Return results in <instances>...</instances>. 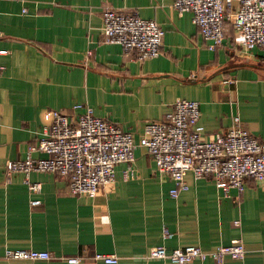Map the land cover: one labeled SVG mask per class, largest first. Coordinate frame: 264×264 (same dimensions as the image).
I'll return each instance as SVG.
<instances>
[{"label":"crops","instance_id":"0c3cea01","mask_svg":"<svg viewBox=\"0 0 264 264\" xmlns=\"http://www.w3.org/2000/svg\"><path fill=\"white\" fill-rule=\"evenodd\" d=\"M174 2L0 0V264H67L61 259L68 256L106 264L94 260L96 253L116 255L117 264H174L141 256L157 246L210 251L236 241L247 250L243 258L188 264H264V182L247 178L242 191L225 190L211 175H189L188 188L173 198V182L139 145L135 160L118 164L114 182L94 198L72 195L56 173H30L42 184L38 194L29 192L24 174L6 173L8 161L24 160L38 145L47 110L77 117L84 111L77 105L132 133L136 144L145 125L163 120L177 99L199 103L207 141L235 117L264 141V49L235 45L230 21L225 44L211 49L192 15L178 12ZM108 7L158 23L165 31L161 54L139 61L135 52L106 43ZM130 167L133 178L125 174ZM32 199L40 203L32 206ZM164 227L172 237L163 236ZM7 249L48 251L54 258L9 260Z\"/></svg>","mask_w":264,"mask_h":264},{"label":"built area","instance_id":"2783aa9c","mask_svg":"<svg viewBox=\"0 0 264 264\" xmlns=\"http://www.w3.org/2000/svg\"><path fill=\"white\" fill-rule=\"evenodd\" d=\"M175 9L189 12L192 22L205 40L215 49L225 44L230 21L233 43L246 51L264 49V0H175ZM102 35L106 43L121 45L126 54L136 53V59L144 61L157 58L165 35L164 29L154 20L143 19L108 7L103 12ZM5 53V51H0ZM88 55L92 51L87 52ZM228 82V81H226ZM82 108L79 116L49 109L44 113L46 126L37 146H31L24 160H10L6 173L20 172L31 194L42 190L40 182L30 179L32 172L56 173L68 182L72 195L94 198L100 189L114 182L115 167L132 163L137 146L147 149L155 161L158 172L168 175L173 182L170 195L178 197L188 188L187 177L195 180L211 175L222 189L236 187L243 190L244 181L252 178L264 182V141L252 136L240 127V119L218 132L214 139H204V127L200 124L201 111L197 101L177 99L163 120L149 122L136 144L133 134L123 131L113 122L94 114L89 106ZM45 157H33L34 152ZM133 178L131 167L125 172ZM40 203L32 199L30 204ZM237 223V222H236ZM163 236H173L166 227ZM247 253L241 241L220 245L206 251L199 246H165L149 249L141 256L144 260H163L174 264H188L211 259L222 263L227 258L240 259ZM9 260L49 261L54 256L48 251L34 249H7ZM95 261L117 264L116 255L96 253ZM67 264H82L84 257H62Z\"/></svg>","mask_w":264,"mask_h":264}]
</instances>
